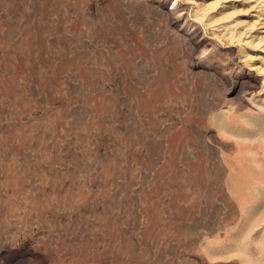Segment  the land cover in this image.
I'll return each instance as SVG.
<instances>
[{"label":"rangeland","instance_id":"rangeland-1","mask_svg":"<svg viewBox=\"0 0 264 264\" xmlns=\"http://www.w3.org/2000/svg\"><path fill=\"white\" fill-rule=\"evenodd\" d=\"M0 264H264V0H0Z\"/></svg>","mask_w":264,"mask_h":264}]
</instances>
